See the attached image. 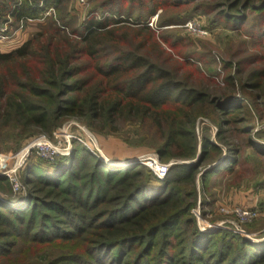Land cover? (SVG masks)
I'll use <instances>...</instances> for the list:
<instances>
[{"label": "trees", "instance_id": "obj_1", "mask_svg": "<svg viewBox=\"0 0 264 264\" xmlns=\"http://www.w3.org/2000/svg\"><path fill=\"white\" fill-rule=\"evenodd\" d=\"M119 1L149 8L147 18L159 11L186 18L202 14L213 26L250 40L261 54L236 64L243 95L234 94L237 79L231 75L218 94L190 86L182 68L165 66L172 57L146 25L136 34L146 41L128 48L131 29L109 10L115 2L100 8L109 14L91 16L78 29L60 17L62 0H0V24L8 34L23 20L47 22L20 47L0 52V138L7 131L15 133L16 144L34 134L50 136L68 117L102 133L116 132L120 121H140L159 138L162 160L183 161L164 182L143 166L110 168L83 147L70 160L28 165V207L0 199V260L26 264L21 257L32 247L58 245L64 252L42 257L43 264H264V240L255 243L223 230L202 233L192 214L198 182L208 195L217 177L240 181L252 173L251 160L262 162L264 170V145L250 137L263 119L264 67L255 65L264 63V0ZM50 10L54 16L47 15ZM247 66L254 68L244 76ZM200 118L218 130L214 139L204 135L201 144ZM36 170L44 179L29 180ZM4 183L7 178L0 177V190L11 193Z\"/></svg>", "mask_w": 264, "mask_h": 264}, {"label": "rangeland", "instance_id": "obj_2", "mask_svg": "<svg viewBox=\"0 0 264 264\" xmlns=\"http://www.w3.org/2000/svg\"><path fill=\"white\" fill-rule=\"evenodd\" d=\"M114 2L116 5L113 4ZM104 3H112L113 7L109 10L115 12V16H117L116 20H122L123 23L131 29L129 32V38L125 39V45L128 46V48H133V50H135L139 44L146 41L145 35H136L139 31L138 28L146 25L154 32L157 39L161 42L162 48L167 51L170 57H172V59L165 63V66L171 70L176 69L177 67L182 68L183 71H180L179 69V72L181 76L185 74L188 75L190 78V86L197 88L201 86L200 88L207 89L210 94H215L217 90L227 89L228 84L225 82V78H227L228 75H231L237 79L234 94L237 97H242L243 91L239 87L240 79L236 71V64L239 60L244 61L253 58V55L258 52L261 54V51H259L260 48L254 46L250 40L239 36L237 33L223 25L213 26L210 18L202 14H196L186 18L184 15H179L177 11L167 12L165 14L159 11L154 17L147 18L145 14H148L150 10L149 8H144L137 4L129 5L128 3H123L119 0H91L85 7L80 6L77 3V0H62L59 7L60 17L63 18L65 23L69 24V28H71V25L79 29L90 19L91 16H102L110 13L108 9H100ZM48 14L54 16L55 10H50ZM256 18V16L252 17V19ZM191 21L197 22L207 34L198 35V33H193V29L187 27V24ZM166 22H172V24L168 25ZM41 23L42 22L35 21L34 23L26 24V29L29 28L30 30L25 41L30 39L42 28L40 27ZM46 23L43 22L42 26H45ZM246 26L249 28L250 22H248ZM123 32L124 31H121V34ZM21 37H23V35H20L19 39H21ZM165 38L169 40V43H164L163 40ZM21 41L22 44L25 42L23 39ZM173 43L178 44L172 47L171 44ZM121 44H124V42L120 43V45ZM0 46L2 48V50L0 49L1 53L11 52L9 51V48L4 46V43H1ZM114 46L118 45L114 44ZM121 48L128 49L124 47V45L121 46ZM164 59L165 57H162V61L160 59L158 60L163 62ZM187 60L195 63H192L193 66L190 67L186 65ZM226 64H230L231 67L226 68ZM258 64L259 65L255 66H260L261 68L264 67V63ZM252 68H254V66H247L245 69L246 71H243V75L245 76L249 70H252ZM197 69L199 71H197ZM261 111L263 112V119L258 122L255 129L250 133V137L256 144L264 145V108H261ZM117 128L116 132L111 131V133H108V130H106L102 133L90 128L88 125L84 124L81 119L68 117L60 127L52 132L50 136L42 133L34 134L17 144L15 141V133L13 131L5 132L2 138H0V152L12 156L22 151L27 145L37 139L46 138L53 144V146L60 149L62 153H65L66 149L69 148L68 142L70 141L73 150L72 154L69 157H57V159L66 158L70 160L75 155L76 149L78 147H83L89 154L110 168H134L142 166L134 163V161L147 155L157 156L162 165L169 167V172L175 164L183 163V161L178 160L164 161L159 157L156 147L160 146L161 142L147 124H141L140 121L136 123L120 121L117 123ZM63 129L68 136H70L69 140L55 137V134ZM217 131V128L210 119L200 118L196 126L199 144H201V138L204 135H211V138L214 139ZM89 145L96 148L93 147L97 153V157L90 152L87 147ZM245 158L246 160L250 159L248 155ZM57 159L50 162L34 152L27 160L23 169L18 172V179L22 189L16 192L10 181L7 179L9 184L6 185V183H4L1 186L11 190V193L3 194L2 190H0V199L2 201H5L3 199H7L9 200L8 202H13L9 204L14 208L23 209L28 207V203L25 205L23 204V202H26L30 186H32H27L23 181V174L27 166L39 162L53 165L56 163ZM251 163L254 166V171L252 170V173L248 172L244 179L243 176L241 178L242 180H240L242 182L229 179L223 180L222 177H217L210 183V185H208L210 193L208 195H205L204 192H202L201 185L198 182V202L196 208L192 210V214L195 218L198 229L202 233L207 234L221 231H211L208 227L215 224H225V227H228L233 231L242 230L245 235H240L252 242H263L264 170L261 168L262 162L251 160ZM11 166L12 163L10 164V167ZM243 167L244 166L242 165L241 168ZM145 168L148 173L154 175L153 171L147 167ZM29 178L31 181L36 179L42 180L44 179V175L36 170L31 172ZM203 202H205V205ZM22 205L24 206L21 207ZM136 205H140V202H137ZM236 208L246 210L258 209L260 215L257 219L247 224H240L233 214H223L221 212L222 209H228L231 213ZM233 231L229 230V232ZM40 249L32 247L29 254H27V257H21V259L26 264H43L44 261H42V257L54 259L64 252L58 245ZM0 264H6L5 260H0Z\"/></svg>", "mask_w": 264, "mask_h": 264}, {"label": "built area", "instance_id": "obj_3", "mask_svg": "<svg viewBox=\"0 0 264 264\" xmlns=\"http://www.w3.org/2000/svg\"><path fill=\"white\" fill-rule=\"evenodd\" d=\"M91 0H77V3L85 7L88 5V3ZM47 15H49L47 13ZM35 20L27 19L21 21L19 27L11 34H8V26L7 25H1L0 24V44L1 43H22L21 39H19L20 35H22V32L26 30V26L29 23H34ZM27 24V25H26ZM187 27L190 29H193V33H198V35H206L207 33L205 30L202 29V27L197 22H189L187 24ZM22 45V44H21ZM20 45V46H21ZM56 138H63V139H70V136L65 132V130H60L55 134ZM69 143V148L66 149L65 153H62L60 149L53 146V144L46 138H39L36 141L30 143L27 145L22 151L12 155L8 156L0 152V177L7 178L11 185L13 186L14 190L18 192L21 188L20 181L18 179V172L23 169V167L26 165L27 160L29 157L36 152L41 157L46 159L47 161H54L57 159V157H69L72 154V146ZM96 146V145H95ZM90 152L97 157V153L94 150V146H87ZM94 147V148H93ZM96 149V148H95ZM12 163V166L10 167V164ZM134 163H137L138 165L145 166L149 168L151 171H153L156 178L160 181H165L168 173H169V167L162 165L157 156L155 155H147L143 156L141 158H138L134 161ZM221 212L223 214H233L240 224H247L255 219L258 218L260 215V212L258 209H251L246 210L242 208H236L231 213L227 209H222ZM199 213V211H198ZM225 224H215L213 226H209L208 228L211 231L214 230H223V231H233L232 229L225 227ZM238 234L245 235V233L242 230H235L233 231Z\"/></svg>", "mask_w": 264, "mask_h": 264}, {"label": "crops", "instance_id": "obj_4", "mask_svg": "<svg viewBox=\"0 0 264 264\" xmlns=\"http://www.w3.org/2000/svg\"><path fill=\"white\" fill-rule=\"evenodd\" d=\"M29 30L30 29L27 28L26 31L22 32L23 37H21V40L23 39L25 41V39H26V37H27V35L29 33ZM21 44L22 43H18V42L17 43H10V44L7 43V44H4V46L9 48L10 49L9 51H12V50H15L16 48L20 47ZM0 49L2 50L1 46H0Z\"/></svg>", "mask_w": 264, "mask_h": 264}]
</instances>
